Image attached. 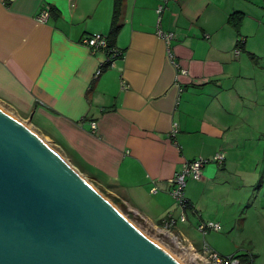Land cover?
<instances>
[{
	"label": "crops",
	"instance_id": "crops-1",
	"mask_svg": "<svg viewBox=\"0 0 264 264\" xmlns=\"http://www.w3.org/2000/svg\"><path fill=\"white\" fill-rule=\"evenodd\" d=\"M46 6L51 13L40 21ZM114 9L115 0H0V103L145 226L162 228L172 217L170 230L196 250L206 243L264 264V210L253 202L264 188V109L238 113L241 103L256 105L241 88L254 86L249 73L264 50V0H123L112 48L122 56L98 74L110 56L82 40H107ZM159 31L173 34L169 44ZM217 154L224 164L188 178L182 208L170 181L185 163ZM208 222L221 230L201 232L197 249L190 228ZM209 234H218L210 244Z\"/></svg>",
	"mask_w": 264,
	"mask_h": 264
},
{
	"label": "water",
	"instance_id": "water-1",
	"mask_svg": "<svg viewBox=\"0 0 264 264\" xmlns=\"http://www.w3.org/2000/svg\"><path fill=\"white\" fill-rule=\"evenodd\" d=\"M0 264H181L0 108Z\"/></svg>",
	"mask_w": 264,
	"mask_h": 264
},
{
	"label": "rangeland",
	"instance_id": "rangeland-1",
	"mask_svg": "<svg viewBox=\"0 0 264 264\" xmlns=\"http://www.w3.org/2000/svg\"><path fill=\"white\" fill-rule=\"evenodd\" d=\"M259 56V59H257L255 62V66H253V71L250 70L249 73V80L248 82L253 84L254 86L251 89H248L247 87H242L241 92L244 93L248 91V96L250 97V101H253L256 103V105L249 107H245L242 103L239 105V110L238 113L244 111L246 114L248 113L252 117H257L258 115L262 116V112L258 113V111H262L264 109V50L261 51V54H257ZM254 62V61H252ZM253 64V63H252ZM249 104H247L248 106ZM0 108L7 112L8 114H11L12 116L16 117L18 120H20L23 124L28 126V128L32 129L35 133H37L42 139L46 141L48 145H50L54 150H56L63 158L66 159L65 155L63 152L56 146L54 142H52L49 138H47L45 135H43L41 132L36 130V128L28 121L23 120L17 114L12 110L11 108H8L4 104L0 103ZM262 143V142H261ZM67 160V159H66ZM70 165H72L70 162H68ZM82 177H84L91 185H93L100 193H102L110 202H112L118 210L126 217L130 222H132L138 229H140L144 234H146L152 241L157 243L160 247H162L164 250H166L168 253H170L173 257H175L181 264H191L189 261V252L188 250L185 251L184 249H181V246L178 245L177 242H175L172 238L178 237L177 234L172 232V230H169L167 228H161L158 227L159 229L154 230L149 228L148 226H145L141 222V220L131 214L129 212L128 207L121 206L117 204L116 200H114L110 194L106 193L103 188H101L96 182H94L91 178L81 174ZM264 178V167L260 166V170L258 171L257 174V184L259 185V181H261ZM257 185V187H258ZM264 188H261L255 192L253 202L255 203L256 208L254 209L255 212L258 211V213H262L263 209V204H264ZM116 201V202H115ZM257 213H255L256 215ZM188 217V216H187ZM191 218V217H190ZM179 226H182L183 229L186 228L188 229V221L186 223H183L180 221L179 218ZM217 223V222H213ZM185 226V227H184ZM156 228V227H154ZM182 229V230H183ZM192 229L191 232L189 233V239L190 242L197 248L200 249L202 248V244L204 242L203 239V234L194 228ZM161 231L162 233H160ZM215 235L218 234H212V235H207L206 240L209 243L210 239L215 237ZM180 242V241H179ZM182 243V242H181ZM183 244V243H182ZM210 244V243H209ZM178 245V246H177ZM184 245V244H183ZM187 246L185 243L184 247ZM188 249V248H187ZM186 257V258H185Z\"/></svg>",
	"mask_w": 264,
	"mask_h": 264
},
{
	"label": "built area",
	"instance_id": "built-area-1",
	"mask_svg": "<svg viewBox=\"0 0 264 264\" xmlns=\"http://www.w3.org/2000/svg\"><path fill=\"white\" fill-rule=\"evenodd\" d=\"M165 5L159 6L157 12L159 15H161L165 10ZM50 7L46 6L41 17L40 21H46V19L49 16ZM161 38H163L168 44L170 43L171 39L174 37L173 34H164L162 31L158 32ZM240 43H243V41L240 40ZM82 44L92 50L93 52H97L100 50H106L108 49V42L102 35H93L86 37L82 40ZM241 52L240 48L236 49V54H239ZM118 55V54H116ZM100 71H98L99 74ZM180 73L182 75H187L186 70H180ZM95 129V125L93 126ZM177 131H174V133ZM175 135V134H174ZM213 162L219 166L223 165L225 162V156L223 154H217L213 159L207 160V159H196L194 161L187 162L183 165L182 170L176 174L175 178H173L170 182L172 184L171 194L175 198V200L178 202V204L185 208L188 205V199L186 197V186H187V180L188 178H192L196 181H200L203 177V169L205 166L209 163ZM129 208V212L133 214L134 216L138 217L141 222L142 220L145 221V219L135 210L132 208ZM182 220H185V216L182 215ZM175 223V222H173ZM172 223V217L170 221L166 222L164 224V227L168 230L170 229V226L173 225ZM159 229L158 227L154 228V230ZM199 231L203 234H206L209 230L214 231H220L221 226L218 223L208 222V223H202L198 227ZM170 233V230H169ZM175 240L177 241L178 245H181V249L185 248V251L188 250L190 256L189 261L191 264H244L242 259L237 255L232 256H223L218 254L217 252L210 249V247L205 243L203 246L202 251H198L195 248H193L190 244L186 243L180 236L176 237ZM180 241V242H179ZM185 243L187 246L184 247ZM188 248V249H187Z\"/></svg>",
	"mask_w": 264,
	"mask_h": 264
},
{
	"label": "trees",
	"instance_id": "trees-1",
	"mask_svg": "<svg viewBox=\"0 0 264 264\" xmlns=\"http://www.w3.org/2000/svg\"><path fill=\"white\" fill-rule=\"evenodd\" d=\"M122 2H123V0H115V9H114V17H113V21H112V27H111V30H110L109 37L107 38L108 49H107L106 52H108V54L110 56V59H108V63L107 64H105L103 67H101L100 73H102L103 71L106 70V68H108V67H110L112 65L113 62L111 60L116 59V58L122 56V53L121 52L116 51V50L113 51V49H112L114 47V45H115L114 44V40H115L116 36L118 35L119 30H120V27H121L119 18H120V15H121V5H122ZM50 13H51V9L49 11V15H50ZM230 23H231V21H230ZM234 26L239 29L240 26H241V24H240V22H237L236 21L234 23ZM243 44L244 43H240V40H239L238 41V44H237V47L241 49V47L244 46ZM116 54H118V55H116ZM209 163H213V162H209ZM116 203L119 204V205H121V206H123V204L121 202H116ZM188 204H189V202H188ZM248 257L249 256L242 257L243 263L244 264H253L252 260L249 259Z\"/></svg>",
	"mask_w": 264,
	"mask_h": 264
},
{
	"label": "bare ground",
	"instance_id": "bare-ground-1",
	"mask_svg": "<svg viewBox=\"0 0 264 264\" xmlns=\"http://www.w3.org/2000/svg\"><path fill=\"white\" fill-rule=\"evenodd\" d=\"M160 233H162L161 231H159ZM175 242H177L174 238H172ZM178 246V245H177ZM181 246V245H180ZM189 254V253H188ZM186 258V257H185ZM182 264H183V262H182Z\"/></svg>",
	"mask_w": 264,
	"mask_h": 264
}]
</instances>
